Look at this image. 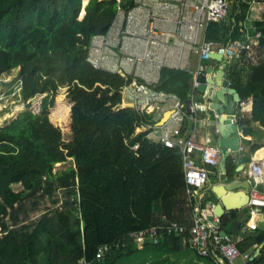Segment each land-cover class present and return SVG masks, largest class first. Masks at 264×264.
<instances>
[{
	"label": "trees",
	"instance_id": "1",
	"mask_svg": "<svg viewBox=\"0 0 264 264\" xmlns=\"http://www.w3.org/2000/svg\"><path fill=\"white\" fill-rule=\"evenodd\" d=\"M83 2L0 0V75L19 69L22 98L28 102L10 125L0 127V264H142L132 232L168 222L189 226L196 212L181 152L149 138L144 126L155 123L153 113L125 106L124 88L134 76L89 61L93 39L107 35L119 11L128 12L135 1L89 0L81 19ZM251 3L230 0L228 17L210 25L208 39H245L240 22ZM254 26L261 32L256 62L228 63L233 88L242 100H253L252 113L239 122L248 134L251 125L264 126V18ZM200 77L207 80L206 75ZM194 79L193 72L163 68L154 89L188 103ZM63 89L72 111L75 166L56 173V160L44 142L34 138L29 122L37 115V98L49 110ZM56 135L60 140L61 134ZM258 155L263 156L264 149ZM226 166L233 177L237 166L231 157ZM16 185L22 189L15 190ZM60 190L67 192L65 201L54 199ZM47 198L63 205L38 219L22 217L40 210ZM105 244L109 250L98 258ZM148 245L169 253L191 249L189 236L164 235L143 247ZM237 246L251 254L250 264H264V228L249 232Z\"/></svg>",
	"mask_w": 264,
	"mask_h": 264
},
{
	"label": "built area",
	"instance_id": "2",
	"mask_svg": "<svg viewBox=\"0 0 264 264\" xmlns=\"http://www.w3.org/2000/svg\"><path fill=\"white\" fill-rule=\"evenodd\" d=\"M229 12L230 0H136L134 8L120 15L118 13L107 35L93 39L89 52V61L95 67L134 76L131 84L124 88L125 106L154 114L155 123L145 125L144 129L150 130L148 136L151 140L181 152L188 192L194 198L195 190H202L208 185L210 169L219 166L224 157L219 145L204 144L184 132L190 114L199 120L197 113L206 111L205 97L198 94L202 85L200 76L206 70L203 62L219 54L228 61H252L261 37V32L257 31V42L250 37L228 42L208 39L210 25L226 20ZM195 53L199 54L200 65L196 70L191 103H184L175 94L155 91L163 68L190 71V61ZM109 56L113 58L114 69L109 65ZM5 76L8 78L4 79ZM12 77V73L0 75V106L5 104V112L10 105L28 104L22 98L21 78L17 76L12 80ZM232 85L228 81V87ZM249 102L241 99L237 102L232 124L245 119ZM166 110H172L170 119L163 126H157L156 122ZM156 113L159 115L156 116ZM217 125L218 122L215 129L219 132ZM139 146L136 144L134 148ZM249 171L255 185L249 191V202L245 208L250 216L249 229L257 230L258 224L253 220L264 208V190H259V186H264V158L250 161ZM222 221L216 215L206 219L199 212L194 214L189 226L168 222L130 235L138 244L146 241L156 244L164 235L189 236L191 249L200 257H216L218 263L221 261L223 264H237L239 259L243 260V264H250L251 254H243L235 241L221 235ZM109 247L108 244L101 246L98 258L104 257Z\"/></svg>",
	"mask_w": 264,
	"mask_h": 264
},
{
	"label": "crops",
	"instance_id": "3",
	"mask_svg": "<svg viewBox=\"0 0 264 264\" xmlns=\"http://www.w3.org/2000/svg\"><path fill=\"white\" fill-rule=\"evenodd\" d=\"M134 1H135V6H136V0ZM124 12L125 11L120 12V13H124ZM263 18H264V0H252L251 8L249 12L246 14L244 20L240 22V25L243 26L246 31L245 39L250 37L253 39V42H257V39L255 37V34L257 31L255 30L254 23L256 21H261ZM160 29L162 31L163 28L160 27ZM107 59L109 61V65L111 66V68L114 69L115 65L113 63L112 56H109ZM195 60H198L196 69L194 68ZM238 61L239 60L228 61V60L223 59L219 61L217 59H211L210 61L203 62L206 70H205V73L202 75H206L207 80L205 82L202 81V84H207L209 80V74L210 76H213V78L216 79V77L219 75V71L223 69L225 71V74L222 77L223 85L226 86L228 91L235 89L233 88V85L231 87H228V81H231L233 84V81L229 78V75H228V72L230 69L228 66L229 65L228 63L238 62ZM250 62L255 63L256 58H254ZM239 63H240L239 66L246 65V61H240ZM190 64H191L190 71H187V72H193L196 77V70L198 69L200 65V57L198 53H195L192 56ZM198 94L201 97H205L204 104L206 105V111L203 113H197V117L199 118V120H196L193 117H191L192 114H190V116L187 117L186 122H185L186 128H187L186 134L190 136H194L197 141L202 142L204 144L219 145L218 143L219 141L218 133L219 132H216V129H215L216 126L215 124H213V121H209L210 113H212L210 110L211 103L209 101V97H207V95H204L203 93H200L199 90H198ZM225 97L230 100L234 97V95L227 92L225 94ZM246 100H250V102L246 109L245 118H247L252 113V109H253V100L252 99H246ZM236 111L237 109L235 108V113H237ZM158 115L159 114L156 113V116ZM236 125L238 126V130L234 132H230L229 137H233L235 135L238 136L239 141H238L237 148L232 149L231 147H228L226 148V151H224L223 149L222 150L224 154L223 156H225L223 157L225 158V162L228 159V157H231L232 162L237 166V169H236L237 173L233 177H229L227 173V166H226V171L221 168V164L219 166L212 167L210 169L208 185L202 190H195V199L197 200V208H196L195 213L200 212L202 216L203 215L206 216V217L203 216L206 219H212L215 215L213 213V206L207 207L205 205V202L207 201V195L210 192V188L212 186H216L217 184L220 183V178L222 177V175L223 174L226 175L229 179L236 178L240 183L247 184L246 186H239L237 190L248 189L250 191L254 187L255 182L250 175L249 163L253 159L264 158V155L263 156L258 155V152L261 149H264V126H262L259 123L253 124L250 127L251 134H248L245 132L243 127L240 126L239 123ZM244 139L250 140V142H246ZM257 146H259V148H257L254 153H251L252 147H257ZM228 149H229V152H228ZM227 152L228 154L225 155V153ZM249 155H251L250 159H248ZM222 162H223V159H222ZM259 190L261 191L264 190V186H259ZM249 191H248V194H249ZM245 210L248 213L246 208ZM249 220H250V216H249ZM249 220L243 224L240 234L235 238L234 241L236 243L242 241L249 232L253 231L249 229ZM253 221L257 222L258 229L259 227L264 228V212L263 211L259 212V214L254 218ZM232 224L233 222H229L228 225L224 227L223 230L227 232L228 234H231ZM138 245L141 251L138 252L137 256L138 258L142 259V264H223L221 263V261L220 263H218V259H216L215 263H211V261L209 263V261H205L201 259L200 257H198V255H196L194 251H192V249L186 250L184 252H179V253H169L166 250H157V248L151 245L143 247L144 243L138 244ZM242 264H243V260H242Z\"/></svg>",
	"mask_w": 264,
	"mask_h": 264
},
{
	"label": "water",
	"instance_id": "4",
	"mask_svg": "<svg viewBox=\"0 0 264 264\" xmlns=\"http://www.w3.org/2000/svg\"><path fill=\"white\" fill-rule=\"evenodd\" d=\"M88 3L89 1L84 8L88 5ZM84 15L85 10L82 18ZM212 59L221 61L223 60V55H213ZM224 74L225 71L223 69L219 71V75L216 79L209 74L207 84H202L199 88V92L209 97V101L211 103L210 110L212 112L210 113L209 121H213V124L218 122V143L220 148L226 151V148L231 147L232 149H236L238 145V136L235 135L233 137H229V133L238 130V126L236 124H232V119L235 114L237 102L240 100V96L236 89L228 91L226 86L223 85L222 77ZM227 92L233 94L234 97L230 100L227 99L225 97ZM171 113L172 110L165 111L162 117L156 122L157 126H163L170 119ZM221 168L226 171L225 158H223ZM246 185L247 184L245 183H240L236 178L229 179L223 174L220 178V183L210 188V192L207 195V201L205 202L207 207L213 206V213L216 216L223 219V228L226 227L229 222H233L231 234H228L224 230L221 231L222 236H228V238L232 241H234L240 234L243 224L249 220V215L245 210V207L249 202V190H237L239 186ZM262 247L263 244L256 251L254 257L259 254Z\"/></svg>",
	"mask_w": 264,
	"mask_h": 264
},
{
	"label": "rangeland",
	"instance_id": "5",
	"mask_svg": "<svg viewBox=\"0 0 264 264\" xmlns=\"http://www.w3.org/2000/svg\"><path fill=\"white\" fill-rule=\"evenodd\" d=\"M86 4L83 2V11ZM82 14L80 18H82ZM197 63L198 60H195V69L197 68ZM19 71V69L13 71L12 76L14 77H12V80L17 77ZM6 78L8 77L5 76L4 79ZM34 104L35 107L33 109L37 115L29 122V126L32 129L34 138L42 140L49 155L56 160V173H61V171L68 169L71 166H75V160L72 156L75 146V134L73 132L71 105L66 89H63L61 94L56 97L55 106L49 110L43 109L39 98L34 101ZM9 107L8 111L5 112L3 111L6 110L5 104L0 106V127L10 125L17 118V116L25 110L26 104L17 103L10 105ZM56 133L61 134L60 140H57ZM14 188L15 190H21L22 186L16 185ZM66 195V191L60 190L54 199L56 200L61 198V200L65 201ZM59 205H63V203L57 204L47 198L41 202L40 210L35 212L30 211L27 216L23 215L22 217L24 219H29L28 221L38 219L43 213L50 211ZM237 264H242V260L239 259Z\"/></svg>",
	"mask_w": 264,
	"mask_h": 264
},
{
	"label": "bare ground",
	"instance_id": "6",
	"mask_svg": "<svg viewBox=\"0 0 264 264\" xmlns=\"http://www.w3.org/2000/svg\"><path fill=\"white\" fill-rule=\"evenodd\" d=\"M87 1H88V0H84V3L86 4ZM83 14H84V11H83Z\"/></svg>",
	"mask_w": 264,
	"mask_h": 264
}]
</instances>
